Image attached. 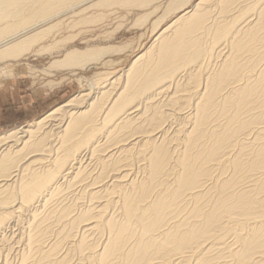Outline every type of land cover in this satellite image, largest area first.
Segmentation results:
<instances>
[{
    "label": "bare ground",
    "instance_id": "1",
    "mask_svg": "<svg viewBox=\"0 0 264 264\" xmlns=\"http://www.w3.org/2000/svg\"><path fill=\"white\" fill-rule=\"evenodd\" d=\"M92 1L0 0V57ZM153 40L119 83L0 134V248L32 216L3 264H264V0H197Z\"/></svg>",
    "mask_w": 264,
    "mask_h": 264
},
{
    "label": "rangeland",
    "instance_id": "2",
    "mask_svg": "<svg viewBox=\"0 0 264 264\" xmlns=\"http://www.w3.org/2000/svg\"><path fill=\"white\" fill-rule=\"evenodd\" d=\"M195 1L197 0H186L185 3L183 1V6L180 4L182 7L179 5L180 7L176 8L170 5L172 0H153L148 5L135 3L133 0L122 1L123 3L121 0H93L81 5L82 7H76L74 12L59 15L52 19L51 23L49 21L42 23L40 30L36 29L38 31L33 30L25 35L30 36L35 33L34 31L40 33L29 47L21 51L22 53L0 57V134L19 126L29 125L75 94L90 88L92 82L115 77L119 80L124 78L123 70L139 53L151 45L157 32L168 26L187 5L190 6ZM125 45L128 48H125ZM122 46L125 48L123 51L120 48ZM107 47L113 49L118 47L121 51L118 52L117 48L116 52L104 54L99 59L85 60V67L55 65L56 61L64 59L65 52L70 49L89 51ZM115 81L119 83L116 78ZM19 105L23 109L20 114L15 111L18 108L8 107ZM21 151L23 155L26 153L25 150ZM15 200L13 207H18L21 200ZM3 210L1 207L0 212ZM25 213L22 215L21 212L16 213L17 218H13L12 227L6 229L5 233L9 232V236L6 235L1 241V246L4 247L0 248V264L4 263L2 261L5 257H10V261L14 259L18 262L17 255L19 257L21 250L27 247L24 244L27 242L29 227L27 223L31 221L32 216H29L28 212ZM20 226H25V229ZM18 228H21V233ZM12 235L17 236L13 239ZM8 244L11 245L10 248L7 247ZM6 250H9L8 254ZM14 260L13 262L16 263Z\"/></svg>",
    "mask_w": 264,
    "mask_h": 264
},
{
    "label": "crops",
    "instance_id": "3",
    "mask_svg": "<svg viewBox=\"0 0 264 264\" xmlns=\"http://www.w3.org/2000/svg\"><path fill=\"white\" fill-rule=\"evenodd\" d=\"M9 104H10V103H9ZM8 107H9V108H12V107H13V108H14V107H15V108H18V109H15V111L17 110L16 113H18V114H20V113L22 112V110H23V109H22V106H20V105H19V106H8ZM6 108H7V107H6ZM7 109H8V108H7Z\"/></svg>",
    "mask_w": 264,
    "mask_h": 264
}]
</instances>
